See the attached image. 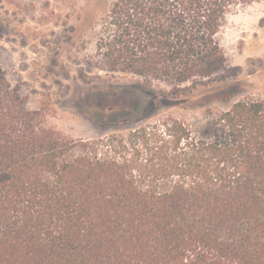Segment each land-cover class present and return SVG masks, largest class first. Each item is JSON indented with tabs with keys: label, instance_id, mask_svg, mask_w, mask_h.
<instances>
[{
	"label": "trees",
	"instance_id": "16d2710c",
	"mask_svg": "<svg viewBox=\"0 0 264 264\" xmlns=\"http://www.w3.org/2000/svg\"><path fill=\"white\" fill-rule=\"evenodd\" d=\"M105 1L79 75L179 99L237 76L219 36L259 0ZM46 116L0 66V264H264V98L217 111L207 141L172 116L97 138Z\"/></svg>",
	"mask_w": 264,
	"mask_h": 264
},
{
	"label": "rangeland",
	"instance_id": "374dc122",
	"mask_svg": "<svg viewBox=\"0 0 264 264\" xmlns=\"http://www.w3.org/2000/svg\"><path fill=\"white\" fill-rule=\"evenodd\" d=\"M105 0H0V66L19 84L28 107L45 106L49 126L71 138L126 135L167 116L184 122L199 140L212 138L213 115L244 97L264 98V0L239 8L219 36L236 77L211 83L190 95L164 96L163 85L146 86L127 74L92 71L80 76L78 60L93 54L95 27ZM155 92L152 112L137 120L134 110Z\"/></svg>",
	"mask_w": 264,
	"mask_h": 264
}]
</instances>
